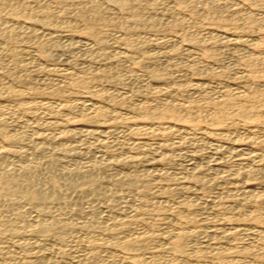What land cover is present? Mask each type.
Returning <instances> with one entry per match:
<instances>
[{"label":"rangeland","instance_id":"rangeland-1","mask_svg":"<svg viewBox=\"0 0 264 264\" xmlns=\"http://www.w3.org/2000/svg\"><path fill=\"white\" fill-rule=\"evenodd\" d=\"M0 129V264H264V0H0Z\"/></svg>","mask_w":264,"mask_h":264},{"label":"bare ground","instance_id":"bare-ground-1","mask_svg":"<svg viewBox=\"0 0 264 264\" xmlns=\"http://www.w3.org/2000/svg\"><path fill=\"white\" fill-rule=\"evenodd\" d=\"M246 58V57H245ZM60 73V72H59ZM85 82H86V80H85ZM153 88V87H152ZM185 88V87H184ZM225 88V87H224ZM244 89V88H243ZM165 90V89H164ZM225 90V89H224ZM159 91V90H158ZM223 92V91H222ZM239 92V91H238ZM160 93V92H159ZM235 93V92H234ZM162 94V93H161ZM230 93H228V92H226L225 94L223 93L222 95H221V97L223 96V98H222V100L219 102V100H217V99H212V102H210V104L211 105H214L215 106V109H216V114H222V112H223V110L224 109H222L223 107H226L227 108V106H235V107H238V109L239 110H241V111H243L244 112V110L246 109L245 108V105H241V104H238V102H240L239 100H238V98H240L242 95H244V94H242L241 95V93H240V97H239V94H238V98H237V94H236V97H233V95H229ZM259 94H260V92H259ZM218 95V94H217ZM235 96V95H234ZM244 97H246V96H244ZM210 98V97H209ZM249 98H251L250 100H248V102H252V101H255L256 99L258 100V98H257V96H251V97H249ZM260 98V97H259ZM206 99V98H205ZM210 99V100H211ZM238 100V102L236 101V100ZM241 99V98H240ZM245 99V98H244ZM174 100V99H173ZM209 99H207V102H209L208 101ZM168 101V100H167ZM167 101H166V103L164 102V104H162L161 105V107H163L162 108V110H160V111H154L153 110V113H151V115H146V118L144 119V117H142L143 119H144V121L145 120H150V118H151V116L152 117H155V116H161V117H163V116H166V115H168V114H171L173 111H175L176 109H184L185 110V108H184V105L183 104H178V103H172V102H170L169 103V101H168V103H167ZM204 101H206V100H204ZM73 102V101H72ZM176 102V101H175ZM246 103V102H245ZM65 104V103H64ZM209 103H208V105H210ZM87 105V104H86ZM194 105V104H193ZM196 105V104H195ZM251 105V104H250ZM92 106V105H91ZM102 106V105H101ZM186 106V105H185ZM248 106V105H247ZM66 107V106H65ZM83 108H86L87 106H85V104L82 106ZM186 107H188V105L186 106ZM189 107H191L190 105H189ZM81 108V107H80ZM107 108V107H106ZM131 108V107H130ZM201 108V107H200ZM68 109V108H67ZM82 109V108H81ZM89 109H92L91 110V114L88 112V110H87V112H88V114L89 115H85L84 114V116L82 117V122L83 123H89V124H92L94 121V119L95 118H98L99 116H103L105 113H103V111L102 110H104V109H102L100 106L99 107H97L96 108V106H92L91 108L89 107ZM154 109V108H153ZM145 110V109H144ZM253 110V109H252ZM77 111H78V109H77ZM246 111H247V109H246ZM251 111V110H250ZM61 112V111H60ZM109 112V111H108ZM240 112V111H239ZM215 113V112H214ZM225 114V113H224ZM53 115H55V114H53ZM185 115V114H184ZM214 115V114H213ZM204 116H205V114H204ZM209 116V115H208ZM216 116H218V115H215V116H213V117H216ZM167 117V116H166ZM183 117H186V116H183ZM223 117V116H222ZM57 118V117H56ZM99 118H101V117H99ZM165 118V117H164ZM168 118V117H167ZM5 119V118H4ZM137 119H139V118H137ZM217 119V118H216ZM164 120V119H163ZM93 121V122H92ZM60 123V122H59ZM95 123V122H94ZM98 123V122H97ZM53 124V123H52ZM85 126H86V124H85ZM1 130V129H0ZM71 130V129H70ZM90 132H92L91 130H90ZM88 133V132H87ZM93 133V132H92ZM5 134V133H4ZM209 135V134H208ZM5 136H6V134H5ZM4 138H7V137H4ZM2 139V138H1ZM9 139H10V137H9ZM12 140V139H11ZM10 141V140H9ZM132 146V145H131ZM16 151V150H15ZM237 153V152H236ZM107 159V158H106ZM108 162V161H107ZM26 169H28V172H29V167L28 168H26ZM30 170H31V168H30ZM5 171V170H4ZM31 172V171H30ZM29 172V173H30ZM161 174V173H160ZM10 175V176H9ZM11 176H13V175H11V174H9V173H7V172H3L2 170H0V197L1 198H3L4 200H8L9 202L11 201H13L14 200V198L15 197H17V195L20 197H22L24 200H26L27 202H29L30 204L31 203H35L36 201H37V197L39 196L37 193H35L33 190L35 189H31L32 191H30L29 189V191L28 190H25L24 191V187L22 188L23 189V191L22 190H20L19 188L21 187V185L20 184H22V183H20V181L18 180V182H17V184L18 185H15V186H13L12 185V183H13V180L15 181L17 178H14V177H11ZM27 176H29V175H27ZM67 176V175H66ZM194 176V175H193ZM29 177H31V176H29ZM33 177V176H32ZM48 177V176H47ZM25 178V177H24ZM27 179V177L25 178V180ZM29 179V178H28ZM27 179V180H28ZM24 181V182H27L28 183V181ZM124 180V179H123ZM22 181V180H21ZM30 181V180H29ZM76 181V180H75ZM27 183L25 184L26 186H27ZM123 183H124V181H123ZM31 184V183H30ZM30 184H28V186L30 185ZM77 184V183H76ZM122 184V183H121ZM127 184V183H126ZM128 184H129V182H128ZM20 185V186H19ZM32 185V184H31ZM23 186V185H22ZM130 186V185H129ZM31 187V186H30ZM30 187H28V188H30ZM124 187V186H123ZM26 188V187H25ZM128 188V187H127ZM45 193V192H44ZM45 197V196H44ZM43 197V198H44ZM249 198H250V196H249ZM39 199V198H38ZM40 199H42V198H40ZM250 200V199H249ZM22 201V200H21ZM40 201V200H39ZM248 201V200H247ZM41 203V202H40ZM248 203V202H247ZM244 206V205H243ZM37 207V206H36ZM242 207V206H241ZM39 210V209H38ZM253 213V212H252ZM258 214V213H257ZM250 215H251V213H250ZM259 215V214H258ZM260 216V215H259ZM233 217V216H232ZM251 217V216H250ZM258 218V217H257ZM232 221V220H231ZM258 221V220H257ZM39 223V222H38ZM43 223V222H42ZM41 223V224H42ZM122 223V222H121ZM258 223V222H257ZM40 224V223H39ZM116 224V223H115ZM43 225V224H42ZM48 225H50V224H48ZM48 225H43V226H41V229L43 228V229H46V228H49V226ZM37 226V225H36ZM40 226L38 225V229H40ZM13 229V228H12ZM34 230V229H33ZM10 231H12V230H10ZM44 231V230H43ZM253 232V231H252ZM260 232V231H259ZM13 233V232H12ZM263 233V232H262ZM225 234V233H224ZM140 236V235H139ZM261 236H262V234H261ZM114 237V236H113ZM142 237V236H141ZM179 237V236H178ZM259 238V237H258ZM128 239V238H127ZM144 239V238H143ZM119 241V240H118ZM128 241H131V240H128ZM177 241V240H176ZM127 242V241H126ZM123 243V242H122ZM121 243V244H122ZM129 244H131V242L129 243V242H127V243H124V245H129ZM170 245V244H169ZM168 245V246H169ZM164 249H166V247H164ZM163 249V250H164ZM168 249V248H167ZM170 249V248H169ZM223 249H225V248H223ZM241 250V249H240ZM223 251V250H222ZM229 251V250H228ZM232 251V250H231ZM219 252V251H218ZM230 252V251H229ZM217 253V252H216ZM220 254V253H219ZM227 253H225V255H226ZM78 255V254H77ZM214 255V254H213ZM222 255V254H221ZM221 257H223V256H221ZM95 258V257H94ZM79 260V259H78ZM219 260V259H218ZM227 262V261H226ZM225 261H224V264L226 263ZM231 262V261H230ZM235 262H236V260H235ZM234 263V262H233ZM238 263V262H237ZM221 264H223V262L221 263Z\"/></svg>","mask_w":264,"mask_h":264}]
</instances>
